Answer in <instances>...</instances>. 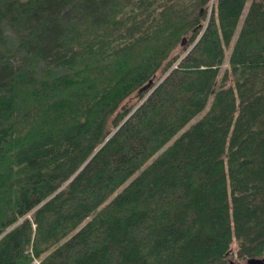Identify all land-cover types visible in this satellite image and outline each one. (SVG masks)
Returning a JSON list of instances; mask_svg holds the SVG:
<instances>
[{
  "label": "trees",
  "instance_id": "trees-1",
  "mask_svg": "<svg viewBox=\"0 0 264 264\" xmlns=\"http://www.w3.org/2000/svg\"><path fill=\"white\" fill-rule=\"evenodd\" d=\"M262 256L264 0H0V264Z\"/></svg>",
  "mask_w": 264,
  "mask_h": 264
},
{
  "label": "rangeland",
  "instance_id": "rangeland-1",
  "mask_svg": "<svg viewBox=\"0 0 264 264\" xmlns=\"http://www.w3.org/2000/svg\"><path fill=\"white\" fill-rule=\"evenodd\" d=\"M227 66V61H225L223 67H226ZM137 100V92L133 93L128 99H126V102L129 103V104H133L135 103ZM232 250L235 251V245H232ZM230 261H234L235 262V259L234 258H229ZM240 264H244V263H240Z\"/></svg>",
  "mask_w": 264,
  "mask_h": 264
},
{
  "label": "water",
  "instance_id": "water-1",
  "mask_svg": "<svg viewBox=\"0 0 264 264\" xmlns=\"http://www.w3.org/2000/svg\"><path fill=\"white\" fill-rule=\"evenodd\" d=\"M228 264H238L234 261H229ZM246 264H264V256H262L261 258H249L246 261Z\"/></svg>",
  "mask_w": 264,
  "mask_h": 264
}]
</instances>
